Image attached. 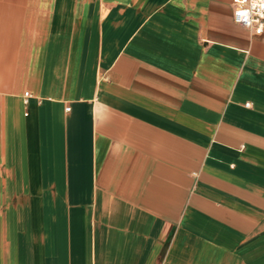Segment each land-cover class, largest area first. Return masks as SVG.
Returning a JSON list of instances; mask_svg holds the SVG:
<instances>
[{"label":"crops","instance_id":"obj_1","mask_svg":"<svg viewBox=\"0 0 264 264\" xmlns=\"http://www.w3.org/2000/svg\"><path fill=\"white\" fill-rule=\"evenodd\" d=\"M0 264H264V31L0 0Z\"/></svg>","mask_w":264,"mask_h":264},{"label":"built area","instance_id":"obj_2","mask_svg":"<svg viewBox=\"0 0 264 264\" xmlns=\"http://www.w3.org/2000/svg\"><path fill=\"white\" fill-rule=\"evenodd\" d=\"M234 21L255 34L264 31V0H232ZM25 96H30L29 92ZM69 110V108H68Z\"/></svg>","mask_w":264,"mask_h":264}]
</instances>
